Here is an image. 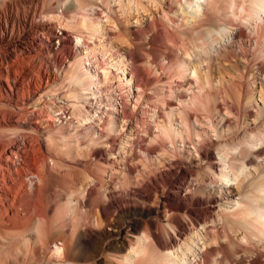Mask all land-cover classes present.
<instances>
[{"label": "bare ground", "instance_id": "6f19581e", "mask_svg": "<svg viewBox=\"0 0 264 264\" xmlns=\"http://www.w3.org/2000/svg\"><path fill=\"white\" fill-rule=\"evenodd\" d=\"M120 25L116 41L108 28ZM227 53L229 71L220 61ZM154 66L160 79L146 74ZM121 129L129 130L126 142ZM186 145L198 170L178 160L189 154ZM119 160L129 183L140 184L142 173L150 180L154 169L186 170L185 183L173 188L206 212L174 201L161 170V185L117 205L103 172ZM74 167L101 171L86 175L79 228L69 200L52 214L49 201L56 176ZM97 187L106 206L91 199ZM216 187L229 192L225 201L211 194ZM111 209L133 217L128 230L143 224L147 242L134 250L141 264L155 261L153 246L171 251L198 227L196 264H264V223L248 219V209L264 210V23H255L252 0H0V264H100L103 227L126 228ZM234 241L243 252L233 256L227 243ZM106 256L113 263L114 252Z\"/></svg>", "mask_w": 264, "mask_h": 264}, {"label": "rangeland", "instance_id": "374dc122", "mask_svg": "<svg viewBox=\"0 0 264 264\" xmlns=\"http://www.w3.org/2000/svg\"><path fill=\"white\" fill-rule=\"evenodd\" d=\"M112 2L114 3V0H112ZM143 14L144 15H142V16H144V18L147 17V15H145L146 13H143ZM225 18H226V16H223V18H222L223 20H221L223 23L224 22L225 23L226 22H230V18L229 17H227V19H225ZM233 26H235V25H233ZM110 27L108 29H110V31L112 32V34H113L112 36H114V40L118 41L119 38L117 37L116 33H118V30L122 29L121 25L119 26V28L116 27L114 30L112 29L114 27H111V28ZM122 31H123V29H122ZM122 31L120 30V32H122ZM69 33L71 34V32H69ZM72 36H73V34H72ZM76 40L77 39L74 37L73 38L74 44L77 43ZM114 44H117V43L114 42ZM78 45H80V44H78ZM117 47L120 48L121 52L124 51L125 53H127V51H126L127 49L125 48V46L118 44ZM161 47L162 46H159L157 48L155 46V49L153 48V51L156 50V53L154 52L156 55H159L160 53H162V48ZM141 50H143L145 52L148 51V49H146V48L141 49ZM108 55H109V52L106 54V56H108ZM117 57L119 58V56H117ZM220 61L223 63L222 66L223 67L226 66L227 67L226 70L229 71V64H230V62H233L234 60L232 59L231 53H227L226 59L222 58V60H220ZM155 63H156V65L157 64L160 65L161 63L163 64V61L162 60H157ZM154 67H156V68H155V70L153 72H151L150 68L146 67L145 68L146 74L150 78H152V77L155 78V77H157V76H159L161 74L159 76V79H160V77L162 75H164V74L160 73V71H159L157 66H154ZM100 76L102 77V73H100ZM164 81H165V79H164ZM93 91H95V89H93ZM150 91H152L151 87H150V90L148 89L146 91V93L150 94ZM219 95L220 94H218V96ZM256 99H259V97L256 96ZM93 100H95V99H92V101ZM130 107L132 108L133 104H130ZM68 118H69V115L66 116L65 119L67 120ZM249 121H252V119H250ZM222 131H223L224 134H227V130H226L225 127L222 128ZM119 133H120V135L122 137L121 140L119 139V141L126 142V140H129V136L126 135V133H129L128 129H125V130L121 129L119 131ZM208 134L211 136V138H214L212 129L208 128ZM115 139H117L116 136H115ZM149 143H151V142H149ZM120 144H121V142H118V147L116 148V150H118L120 152V154L123 155V149L121 147L123 144L122 145H120ZM151 144L153 145V142ZM100 146L101 147H105V145H100ZM176 146L178 147V149L182 148L180 143H177ZM186 148H187V150H189V154L188 153H184V154H180V155L178 154L177 155L178 156V160L181 162V164H183L184 167L185 166L190 167L189 164H191V165H194V167L191 166V168H195V170H198L199 167H197V166H198L199 163L196 160V159H198L197 153L194 151V148L192 146H190V145H186ZM130 150L131 149H129V151H128L129 153L131 152ZM136 150H138V149L136 148ZM135 160H137V159H135ZM135 160L133 159V161H135ZM178 160L174 159V161H178ZM133 161L131 159V162L130 161H127V162L132 163ZM157 162H158L157 159H155V165L158 167L159 163H157ZM115 164H116L115 165V169H112V171H111V169H109V170L106 171V173L103 172V175L105 177V180L108 183L110 182L109 185H110V187L112 189V194H111L110 200L115 202L117 205L126 206L128 204H133L134 202H137L136 201L137 199H136V197H135V195L133 193H139L140 191H145V190H146V192L150 191L151 188L156 185V183L161 185V183H160L161 181L159 179V173H160L161 169L160 170H158V169L155 170L154 169V171H153L154 172V176L152 178H150V180H149V177L147 175H143V173H142L143 168L139 166L140 173H142V175H140V176H141V178L144 181L141 179V183L142 182L143 183L142 184L141 183L137 184V183H129L126 180L127 177L129 178V176L124 171L125 170V168H124V164L125 163L123 161L119 160L118 163L116 162ZM83 168L84 167H82L81 169H80V167L79 168H76V167L71 168V172H69L66 175V177H64V178H63L62 175L56 176V181H57L56 184L57 185H54L51 188L50 193L51 194L53 193V194L50 196L51 198H49V201L52 204V212H51V214L55 211L57 205H64L65 206L66 205V200L67 201L69 200L68 205L71 206L73 209H75L76 212L78 213V216H79V218H78L79 222H78L77 228L82 227V225L85 224V220H83L84 218L82 216V214H83L82 211L84 209L82 204H83V201L85 200L83 198H86V195H85L86 194V190H87V188L88 189L90 188V184L87 183L88 182V177L86 175H88V172L91 175L95 174V176H97V177H99L101 175V173H100L101 171L99 172L97 168H93V167L84 168V169ZM94 171H96V172H94ZM199 171H201V170H199ZM250 171L253 174L257 173L254 168H251ZM85 172H87V173H85ZM161 172H162V174H165L167 179L170 181V183L166 186V188L170 192V194L172 196V199L174 201H176L178 203H186V204H188L190 207H192L199 214H203V213L206 212V207H205L204 204H200L198 206H194L192 204L193 200L191 199L190 195L184 196L182 194L181 195L177 194L175 189H174L177 186L183 185L185 183V178L188 175V172L186 170H184L182 168H177V166L173 165L172 169H170L169 172L163 171V170H161ZM134 174L136 176V173H133L130 177L135 178ZM178 174L180 176H182V177H180ZM185 174H186V176H185ZM206 176H208V175H206ZM111 177H112V179H111ZM70 187H71V189H70ZM232 187H233L232 189L234 191L237 190L236 185L233 184ZM68 188H69V190H75V192L72 194L73 196L72 195H67V189ZM92 189H93V187H92ZM55 191H59L63 195V198L60 200V202H57L56 199L54 198V192ZM197 194L204 199V198H206V194L207 193H205V192L203 193L202 192V193H197ZM211 194L212 195L214 194V195H216L218 197V199H221L222 201H225L226 196L229 195V192L225 188L216 187V190L212 191ZM91 199H92L93 202H98L102 206L103 205L106 206L108 204V201H109L105 197L103 189H100L98 187H97L96 190L95 189L93 190L92 195H91ZM78 202H79L80 205L78 204ZM56 203H57V205H56ZM152 203H153L152 201L149 202L150 205H152ZM160 209H161V207H160ZM110 213H111L110 217L112 215L114 216V217L113 216L111 217L114 221L119 219V216L117 215V212H115V209H111ZM213 214H214L215 218H217L216 213L214 212ZM160 215L162 217L161 218L162 223L165 224L166 223V218H167L168 215L165 214V213H162L161 211H160ZM131 219H133V217H126L124 219H119V220L126 227L128 224H130V222H131L130 220ZM141 220H146V219L142 218ZM71 224L73 225V223H71ZM163 224H162V226H163ZM142 227H143V224L140 227H138V228L137 227L136 228L135 227L129 228V230L126 227V228H124V230L122 229V231L120 233L118 232V229H116V227H103V229H102L103 233L101 234V240H100L101 241V245L98 247V251L102 252L100 254L99 263L100 264H106L105 261H103V258L106 255L108 256V253L112 251V252H114V256L110 257V259L112 260L113 263H109V264H129V263L130 264H134V262L136 264H138L139 260H137V257H138V259H139V257L141 258L142 254L137 255L134 252V250L137 247L139 248L141 245H144L145 242H147V241H145V239H144V237L142 235L143 234L142 233ZM201 231H202V228L198 227V233L189 232L188 235L182 237L181 242L178 245H175V247L171 251H160L159 249H157V248H155L153 246L151 251L154 254L155 261L153 260L149 264H155V263L156 264H196L197 263L196 260L200 261L199 260V251L201 250V248L203 246V240H204L202 238V236L199 235V233H201ZM235 234L238 237V241L239 240L243 241L242 240V233H241L240 230L236 231ZM184 240H185L186 243L183 242ZM234 242L230 243L231 245L227 243V245H228L227 253L229 255H233V256L240 254V252H243V251L239 250L240 246L237 244V241H234ZM236 253H238V254H236ZM249 255L250 254H248V256ZM139 264H141V262ZM143 264H148V263H143Z\"/></svg>", "mask_w": 264, "mask_h": 264}, {"label": "clouds", "instance_id": "9594fccd", "mask_svg": "<svg viewBox=\"0 0 264 264\" xmlns=\"http://www.w3.org/2000/svg\"><path fill=\"white\" fill-rule=\"evenodd\" d=\"M253 6V18L255 23H264V0H252ZM247 208V205H245ZM250 212L249 220L259 221L264 223V210H252L248 209Z\"/></svg>", "mask_w": 264, "mask_h": 264}]
</instances>
